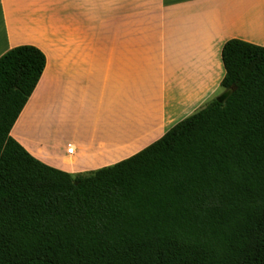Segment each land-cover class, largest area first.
I'll return each mask as SVG.
<instances>
[{"label": "trees", "instance_id": "16d2710c", "mask_svg": "<svg viewBox=\"0 0 264 264\" xmlns=\"http://www.w3.org/2000/svg\"><path fill=\"white\" fill-rule=\"evenodd\" d=\"M215 98L132 157L72 175L11 131L46 66L0 58V264H264V46L231 39Z\"/></svg>", "mask_w": 264, "mask_h": 264}, {"label": "crops", "instance_id": "0c3cea01", "mask_svg": "<svg viewBox=\"0 0 264 264\" xmlns=\"http://www.w3.org/2000/svg\"><path fill=\"white\" fill-rule=\"evenodd\" d=\"M231 39L264 46V0H0V58L46 56L11 136L72 175L126 160L211 101Z\"/></svg>", "mask_w": 264, "mask_h": 264}, {"label": "water", "instance_id": "95a60500", "mask_svg": "<svg viewBox=\"0 0 264 264\" xmlns=\"http://www.w3.org/2000/svg\"><path fill=\"white\" fill-rule=\"evenodd\" d=\"M236 90L235 87H231L229 89H225L220 95H218L215 99L221 103V104H225L226 101L229 99V97L234 93V91Z\"/></svg>", "mask_w": 264, "mask_h": 264}, {"label": "rangeland", "instance_id": "374dc122", "mask_svg": "<svg viewBox=\"0 0 264 264\" xmlns=\"http://www.w3.org/2000/svg\"><path fill=\"white\" fill-rule=\"evenodd\" d=\"M224 91V88L223 87H221L218 91H216L215 93H214V95L211 97V100H213L214 99V97L217 95H220L222 92ZM216 96V97H217Z\"/></svg>", "mask_w": 264, "mask_h": 264}, {"label": "built area", "instance_id": "2783aa9c", "mask_svg": "<svg viewBox=\"0 0 264 264\" xmlns=\"http://www.w3.org/2000/svg\"><path fill=\"white\" fill-rule=\"evenodd\" d=\"M69 152L72 153L73 152V149H70Z\"/></svg>", "mask_w": 264, "mask_h": 264}]
</instances>
